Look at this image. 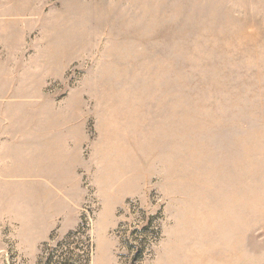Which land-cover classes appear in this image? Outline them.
<instances>
[{"label": "rangeland", "instance_id": "1", "mask_svg": "<svg viewBox=\"0 0 264 264\" xmlns=\"http://www.w3.org/2000/svg\"><path fill=\"white\" fill-rule=\"evenodd\" d=\"M1 79L2 264H264V0H0Z\"/></svg>", "mask_w": 264, "mask_h": 264}, {"label": "crops", "instance_id": "2", "mask_svg": "<svg viewBox=\"0 0 264 264\" xmlns=\"http://www.w3.org/2000/svg\"><path fill=\"white\" fill-rule=\"evenodd\" d=\"M12 104L6 105L5 84L0 80V187L28 186L30 181L44 177L45 172L61 171L59 160L45 150L54 143L46 145L34 131L20 130L22 117L10 114ZM14 113V110L12 111ZM26 121V118H24ZM39 149V150H38ZM66 171V170H65ZM53 176V174H50ZM48 183H45V185ZM0 264L2 261L0 260Z\"/></svg>", "mask_w": 264, "mask_h": 264}, {"label": "trees", "instance_id": "3", "mask_svg": "<svg viewBox=\"0 0 264 264\" xmlns=\"http://www.w3.org/2000/svg\"><path fill=\"white\" fill-rule=\"evenodd\" d=\"M142 253H143V249H142V247H141L140 250L137 252V255H136V256H137V257H136L137 260H138V259H141V255H142ZM66 264H67V263H66Z\"/></svg>", "mask_w": 264, "mask_h": 264}]
</instances>
